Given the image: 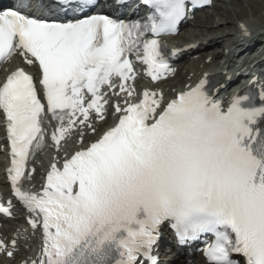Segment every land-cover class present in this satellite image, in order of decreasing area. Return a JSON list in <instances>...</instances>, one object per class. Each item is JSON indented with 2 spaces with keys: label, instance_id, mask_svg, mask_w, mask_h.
<instances>
[{
  "label": "snow or ice",
  "instance_id": "obj_1",
  "mask_svg": "<svg viewBox=\"0 0 264 264\" xmlns=\"http://www.w3.org/2000/svg\"><path fill=\"white\" fill-rule=\"evenodd\" d=\"M53 2L41 16L0 10V62L19 50L39 69L37 79L17 67L0 84L8 178L35 214L29 223L43 229L41 257L31 264H157L152 251L165 224L180 245L201 241L206 264H264V84L255 79L227 106L213 98L207 74L166 104L145 89L138 102L117 103L118 122L87 146L81 133L79 150L61 167L51 164L41 193L23 188L28 162L44 146L45 113L58 121V151L75 126L95 133L90 111L104 120L108 102L102 86L135 98L125 83L134 79L130 53L153 80L174 71L158 37L176 32L187 13L186 0H142L152 9L147 18L124 21L86 14L91 0ZM9 207L0 212L11 215ZM0 251L13 254L4 240Z\"/></svg>",
  "mask_w": 264,
  "mask_h": 264
},
{
  "label": "rangeland",
  "instance_id": "obj_2",
  "mask_svg": "<svg viewBox=\"0 0 264 264\" xmlns=\"http://www.w3.org/2000/svg\"><path fill=\"white\" fill-rule=\"evenodd\" d=\"M258 8L260 9L258 10ZM255 9L257 13L253 14L252 11ZM208 15L213 17L211 22L206 21V16ZM241 21H247L250 24L262 27V24H264V0H215L213 7L196 14L194 19L181 31V36L176 38L175 41L180 43V41H185V39L195 38V40H199V38H211L212 42L206 45L204 50H201L203 58L207 57V54L212 55L213 52H215V55H218L222 52L221 49L225 47L227 41L235 38L238 22ZM192 60L198 67L202 65V63H197L198 57L184 58L179 61L178 73L173 78L163 82L165 90L168 91L172 87H175L178 80L179 83L183 81L182 78L185 75L186 66H189L188 64H191ZM69 143V141L64 143L61 146V150H64ZM44 155L46 158L48 157L47 154ZM20 214V211L16 210L14 218L5 222L8 226L5 228V233L7 235H15L19 244H17L14 256L11 258L0 256V264H14L16 258L19 259L28 254V250L31 247L27 243L30 240L26 238L29 231L24 225Z\"/></svg>",
  "mask_w": 264,
  "mask_h": 264
},
{
  "label": "bare ground",
  "instance_id": "obj_3",
  "mask_svg": "<svg viewBox=\"0 0 264 264\" xmlns=\"http://www.w3.org/2000/svg\"><path fill=\"white\" fill-rule=\"evenodd\" d=\"M260 4V3H259ZM256 6H258V5H256ZM260 8H258V10H259ZM252 13L254 14V13H257L256 12V9L254 10V11H252ZM212 18L213 17H211L210 15H208V16H206V21L208 22H211L212 21ZM241 22H245V21H241ZM198 23V22H197ZM245 24V26L247 25L248 26V24H250V23H248L247 21L244 23ZM199 25V24H198ZM261 37V36H260ZM198 39V38H197ZM205 39V38H204ZM201 40V39H200ZM196 41H198V40H196ZM211 42V41H210ZM195 51H193V52H191V53H188V55H192L193 53H194ZM222 53V52H221ZM219 55V54H218ZM217 55H212V57H211V60L213 61V59L216 57ZM193 62L191 61V64L187 67V69H186V71H184L186 74H188V79L186 80V82L188 81V80H190V79H192L193 81H195L194 79H197L198 78V76L200 77V75H202L203 74V72L204 71H207V70H210L209 69V67H210V63H205V61H204V58H203V61H202V65L200 66V67H197V68H195L194 67V69L193 70H191L192 69V67H193ZM196 64V63H195ZM213 64V63H212ZM197 65V64H196ZM188 72H190V73H188ZM24 219V218H23ZM2 230V232H5V230H3V229H1ZM36 235V234H35ZM34 238L35 237H32V239L34 240ZM165 250V249H164Z\"/></svg>",
  "mask_w": 264,
  "mask_h": 264
}]
</instances>
